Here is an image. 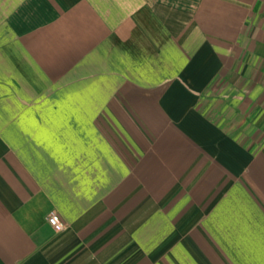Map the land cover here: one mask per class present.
Returning a JSON list of instances; mask_svg holds the SVG:
<instances>
[{
  "label": "crops",
  "instance_id": "obj_1",
  "mask_svg": "<svg viewBox=\"0 0 264 264\" xmlns=\"http://www.w3.org/2000/svg\"><path fill=\"white\" fill-rule=\"evenodd\" d=\"M0 264H264V0H0Z\"/></svg>",
  "mask_w": 264,
  "mask_h": 264
},
{
  "label": "built area",
  "instance_id": "obj_2",
  "mask_svg": "<svg viewBox=\"0 0 264 264\" xmlns=\"http://www.w3.org/2000/svg\"><path fill=\"white\" fill-rule=\"evenodd\" d=\"M48 223L54 229L55 232H64L67 228L60 215L56 212H52L48 217Z\"/></svg>",
  "mask_w": 264,
  "mask_h": 264
},
{
  "label": "rangeland",
  "instance_id": "obj_3",
  "mask_svg": "<svg viewBox=\"0 0 264 264\" xmlns=\"http://www.w3.org/2000/svg\"><path fill=\"white\" fill-rule=\"evenodd\" d=\"M225 87H226V84H225V83H223L222 85H220L219 88H218V89H219V92H221L222 89L225 88ZM215 92H216V91H215ZM227 95H228V94L225 93V94H223V97H227ZM217 97H219V96H218V93H217V94H216V93H213V94H212V98H217ZM219 98H220V97H219Z\"/></svg>",
  "mask_w": 264,
  "mask_h": 264
}]
</instances>
